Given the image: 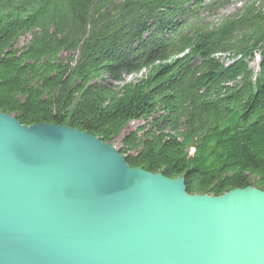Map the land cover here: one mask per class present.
Masks as SVG:
<instances>
[{"label":"trees","instance_id":"16d2710c","mask_svg":"<svg viewBox=\"0 0 264 264\" xmlns=\"http://www.w3.org/2000/svg\"><path fill=\"white\" fill-rule=\"evenodd\" d=\"M228 2L0 0V113L120 140L132 168L191 196L264 192V0L201 14Z\"/></svg>","mask_w":264,"mask_h":264},{"label":"water","instance_id":"95a60500","mask_svg":"<svg viewBox=\"0 0 264 264\" xmlns=\"http://www.w3.org/2000/svg\"><path fill=\"white\" fill-rule=\"evenodd\" d=\"M0 264H264V192L191 196L87 133L0 113Z\"/></svg>","mask_w":264,"mask_h":264},{"label":"rangeland","instance_id":"374dc122","mask_svg":"<svg viewBox=\"0 0 264 264\" xmlns=\"http://www.w3.org/2000/svg\"><path fill=\"white\" fill-rule=\"evenodd\" d=\"M203 2H209L210 0H201ZM252 1H258V0H252ZM250 0H231L229 6L226 9H223L222 11H220L218 14L220 15H229L232 14L233 12L236 11L237 8L241 7L243 4H249ZM259 4V3H258ZM27 40H29V38H24L19 42V46H23ZM219 60H221L222 62L226 63V65H229L231 63V61H227L228 60V56H218L217 57ZM259 65H260V60L259 57L255 58V60L253 62H251L249 64L250 69L252 72L257 73L259 71ZM146 74V70L145 69H141L139 72H135L132 73L130 75L124 76V80L121 83V86L123 84H127V83H136L138 82L140 79H142ZM144 123L142 122H134L132 123L126 130H124L122 132L121 138L125 137L127 134H129L130 132L136 131L137 128L143 126ZM114 148H116L117 150L120 149L121 144H120V140H117L116 143H114L112 145Z\"/></svg>","mask_w":264,"mask_h":264}]
</instances>
